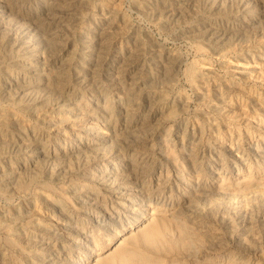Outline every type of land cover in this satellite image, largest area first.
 Here are the masks:
<instances>
[{
	"label": "bare ground",
	"instance_id": "obj_1",
	"mask_svg": "<svg viewBox=\"0 0 264 264\" xmlns=\"http://www.w3.org/2000/svg\"><path fill=\"white\" fill-rule=\"evenodd\" d=\"M175 40L190 43L195 58L171 47ZM260 78L264 0H0V263L19 231L42 244V235L73 228V212L97 209L106 197L124 208L131 199L157 202L167 187L156 175L167 157L162 144L186 150L187 158L208 144L202 126L183 119L177 143L167 141V126L188 106L183 83L197 112L206 107L234 129L212 147L258 153L236 129L264 138V89L244 86ZM241 88L256 114L239 103ZM54 189L56 196L48 192ZM184 204L176 208L193 210ZM42 206L52 213L47 230ZM140 218L92 264H183L167 259L172 253L190 255L192 264L225 262L197 261L176 218L172 229L155 215L135 229Z\"/></svg>",
	"mask_w": 264,
	"mask_h": 264
},
{
	"label": "rangeland",
	"instance_id": "obj_2",
	"mask_svg": "<svg viewBox=\"0 0 264 264\" xmlns=\"http://www.w3.org/2000/svg\"><path fill=\"white\" fill-rule=\"evenodd\" d=\"M134 18L139 20L135 15ZM169 45L183 53L188 60L195 58L196 54L190 43L175 40L169 42ZM212 62L215 63L213 60ZM254 80L244 86L251 88L254 94L261 93L264 78H260L262 81ZM182 89L188 97V106L176 122L167 126V141L177 143L181 134L177 133L176 126L183 119L189 124L201 125L202 142L208 144L191 158L186 157L184 149L185 152L174 147L175 145H168L167 148L162 144L159 149L167 151L164 153L167 157L162 159L161 168L156 169V175L166 179L167 187L158 192L157 202L151 201L148 205L143 202V198L139 201L131 199L128 201L130 204L124 208L123 203L106 197L97 209L85 208L80 213L73 212V228L67 231L55 229L57 238L42 235V244L31 242L26 232L19 231L12 237V244L4 246L5 259L0 264H92V258L106 253L119 242L125 228L135 217L142 216L133 225L136 229L149 221L152 215L168 219L171 229L175 228L173 218L188 229L196 246L192 254L198 256L197 261L213 258L225 260L222 264H264V138H259L253 130L238 127L236 130L252 137V144L257 147L258 153L240 149L239 153L235 151L230 154L212 147L215 138L226 143L234 129L223 124L206 107L197 112L200 104L192 88L183 83ZM240 93L242 99L239 103L248 102L250 95L247 88H241ZM242 105L247 114H256V111L250 110L249 102ZM260 117L263 121L264 108L261 109ZM149 178L151 181L150 176ZM48 192L53 196L57 195L55 189ZM186 203L192 206L191 212H180L176 208L183 204L185 206ZM72 205L75 206L73 203ZM168 210L178 211L179 215L175 216V213ZM51 215L49 208L42 206L38 217L45 230L53 227ZM96 215L100 219L98 222ZM110 215L117 219L110 218ZM130 231L131 229L128 232ZM184 254L176 256L172 253L167 259L172 257L183 264H192L190 255L183 256Z\"/></svg>",
	"mask_w": 264,
	"mask_h": 264
}]
</instances>
